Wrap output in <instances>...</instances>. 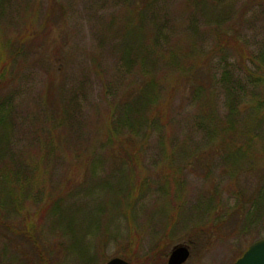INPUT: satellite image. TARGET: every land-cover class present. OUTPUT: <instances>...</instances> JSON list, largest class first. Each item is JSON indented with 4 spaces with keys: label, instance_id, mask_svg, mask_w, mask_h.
<instances>
[{
    "label": "rangeland",
    "instance_id": "1",
    "mask_svg": "<svg viewBox=\"0 0 264 264\" xmlns=\"http://www.w3.org/2000/svg\"><path fill=\"white\" fill-rule=\"evenodd\" d=\"M10 4L0 43L10 40L15 47L22 39L30 51L18 64L8 63L7 88L16 71L17 89L28 109L48 98V86L54 82L55 93L71 100L72 127L69 137L64 136L70 141L65 152H74L81 143L85 158L70 163L71 155H66V168L48 176L40 173L43 203L27 190L18 210L10 206L6 217L0 213V264H106L116 257L130 264H167L177 245L192 250L186 264H234L264 239V197H259L264 160L250 165L239 137L232 141L231 135L222 136L215 142V136L197 127L210 124L208 117V122L198 124L204 114L226 111L225 103L215 105V61L220 59H215V42H246L252 53L263 46L264 0H162L152 9L177 22L176 31L165 28L170 42H160L166 47L163 57L170 55L165 52L172 46L187 69L194 61L200 69L176 74L150 65L151 73H162L166 79L157 114L163 116L164 126L149 125L156 110L149 105L137 134L125 127L117 132L111 123L123 112L119 105L138 90V82L131 89L122 85L141 76L139 64H129V56L126 62L119 52L131 44L122 42L123 27L119 30L127 19L124 2ZM189 21L192 31H184ZM240 47L243 53L227 51L231 63L248 55L244 45ZM10 55L0 53L1 63ZM57 57L60 62L53 68ZM105 83L111 84L110 105L102 98ZM201 85L209 90L195 95L194 88ZM253 121L241 115L238 130L257 127ZM16 129L19 137L22 128ZM253 148L261 157L257 144ZM22 231L37 240L41 255L35 254Z\"/></svg>",
    "mask_w": 264,
    "mask_h": 264
},
{
    "label": "trees",
    "instance_id": "2",
    "mask_svg": "<svg viewBox=\"0 0 264 264\" xmlns=\"http://www.w3.org/2000/svg\"><path fill=\"white\" fill-rule=\"evenodd\" d=\"M121 1L124 2L123 6L128 8L124 13L127 19L119 26V30L123 27L122 42H131V44L123 45L119 52L122 55L121 58L126 62H128L127 57L129 56V64H139L141 76L131 78L130 83L122 85L127 89H131L132 85H136L138 82L136 87L138 90L133 92L128 100H124L119 105L123 106V112L115 123L111 118V123L117 132L125 127L130 128L133 133L137 134L142 125L141 122L146 120L144 110L149 105L153 108L156 107L155 116L152 122H149V125L155 124L157 127V124H159L162 127L164 126V122L162 124L163 116H157V114H159L158 103L160 100L158 95L163 92L166 79L161 76L162 73H151L149 71L150 65L159 64L162 69L169 68L176 74L187 73V71L193 72L195 69L199 70L200 65H197L194 61L187 69L172 46L169 47V52H165L170 55H164L163 57L162 47H166L161 46L160 42H170L164 34L165 28L169 25L173 28L172 32H174L176 31L174 23L177 22L174 21L175 18L171 17L169 19L166 16L167 13L161 14L152 11L162 0ZM10 9V0H0V38L2 32H4L3 22ZM112 23V26L115 27L117 23L115 16L112 18ZM148 29L152 31L151 36L145 34ZM186 29L192 31L190 21L185 26L184 31ZM20 40L23 43H19L15 47H13V43H8L11 42L10 40L6 44L0 43V53L8 54L9 51L11 53L8 56V61H5V63L0 61V213L5 217L8 215L7 208L10 206L18 210L20 199L26 197L25 192L27 190L29 195L39 203L46 200L42 197L44 195L43 189L39 187L42 183L40 180L41 172L46 173L48 176L51 172L55 173L58 169L66 168L64 167L65 161L68 159L63 157L66 155H71L70 163L75 159L82 162L85 158L83 153L85 147L81 143L74 152L70 154L65 152L70 142L68 137L72 127L70 123L71 113L68 110L71 100L69 98L64 100L59 92L55 93L54 82H51L48 86V98L45 100L40 98L41 101L36 100L35 104L28 109L23 106V95L17 89L18 74L16 71L10 76V79L11 77L12 79L8 83L11 85L7 88L6 80L9 77L11 64L16 62L18 64V61L22 59V55L26 57V53L30 51L27 47L28 43L22 39ZM239 43L243 44L248 50V55L244 54L245 57L241 54V61L237 60V62L231 63L226 58L227 51L234 50L243 53L244 49L240 47ZM233 44L237 48H234ZM246 44V42H215V59L216 57L220 58L215 61V78L213 80L215 82V105L217 106L220 102L225 103L226 111L220 113L215 110V114L205 112L206 114L198 118V120L201 118L203 120L199 121L198 124L208 122V118L210 124L205 127L197 125V127L204 131L206 136L212 137V139L215 136V142L222 136L229 137L231 135L232 141L237 140L239 137V140L244 141L240 147L243 156L246 157L245 160L250 165L257 166L258 159L260 161L264 160V45L252 53ZM130 50L134 51L133 56L130 54ZM9 62L10 66H8ZM58 62H60V59L57 57L54 60L55 66L53 65V68L57 67ZM58 71L61 72V66L57 69ZM156 71H160V68ZM100 78L103 80V77ZM110 85L104 84L105 92L102 97L109 105ZM117 87L120 88V86ZM203 88L206 91L209 90L205 86H197L194 88L195 95L199 94V91ZM134 102L135 106L133 107ZM110 113L112 116V112ZM244 114L254 120L252 124H258L257 127L250 126L239 131V117ZM18 125L22 128L19 137L16 129ZM223 125L225 126L223 127ZM14 128L16 129L15 132ZM219 128L221 129L219 130ZM64 136L68 137L64 138ZM255 144L258 146L257 151L261 157L253 148ZM118 145L119 148L122 147L121 143ZM225 148L227 146L223 144L222 152ZM138 150L141 151V148L139 147ZM129 155L125 158H130L133 162V156ZM44 183L47 184V181L44 180ZM35 185L38 186L35 187ZM33 188L37 189L34 191L36 193L32 195L30 191ZM263 188L264 186L261 189ZM259 197L261 200L263 199L264 189L260 191ZM21 234L31 243L35 249V254L41 255L40 246L31 233L22 231Z\"/></svg>",
    "mask_w": 264,
    "mask_h": 264
},
{
    "label": "water",
    "instance_id": "3",
    "mask_svg": "<svg viewBox=\"0 0 264 264\" xmlns=\"http://www.w3.org/2000/svg\"><path fill=\"white\" fill-rule=\"evenodd\" d=\"M192 250L187 245H177L170 252L167 264H186L191 258ZM106 264H130L116 257ZM234 264H264V239L253 243Z\"/></svg>",
    "mask_w": 264,
    "mask_h": 264
}]
</instances>
